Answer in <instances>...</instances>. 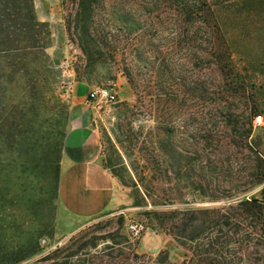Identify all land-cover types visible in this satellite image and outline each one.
Returning <instances> with one entry per match:
<instances>
[{"label":"rangeland","instance_id":"374dc122","mask_svg":"<svg viewBox=\"0 0 264 264\" xmlns=\"http://www.w3.org/2000/svg\"><path fill=\"white\" fill-rule=\"evenodd\" d=\"M34 2L50 34L37 74L16 75L6 90L0 264L78 245L88 261L116 230L152 259L168 250L171 262L192 255L193 264H207L200 261L206 250L220 256L212 264H264V223L257 217L234 213L222 226L197 211L262 198L264 0H94L88 29L77 21L78 0ZM215 13L236 50L229 57L213 53V42L222 43ZM108 85L115 100H94L91 117L102 164L124 203L68 225L58 178L72 105L78 91ZM256 115L263 117L258 127ZM194 216L199 221L191 224ZM172 218L178 239L169 232ZM136 224L138 231L130 227ZM208 232L210 245L202 239ZM190 234L200 237L188 241Z\"/></svg>","mask_w":264,"mask_h":264},{"label":"trees","instance_id":"16d2710c","mask_svg":"<svg viewBox=\"0 0 264 264\" xmlns=\"http://www.w3.org/2000/svg\"><path fill=\"white\" fill-rule=\"evenodd\" d=\"M94 0H78L77 2V15H82L81 27L87 28L88 19L91 16L92 8L94 7ZM215 26L217 33L222 38L221 42H213V53L215 55L224 54L229 57V55L236 52L233 50L232 43L229 42L230 34L225 26L223 19L215 13L214 16ZM48 24L44 21H39L36 17V7L34 0H0V120L4 119V106L10 97L6 99V90L8 85L15 81V76H34L37 74L41 64L39 62V57L43 53L45 48L46 40L49 36ZM223 40V41H222ZM218 67L221 71H224L227 67L225 60L218 61ZM2 125H0V130ZM264 188L262 189L263 193ZM264 207V200L257 198H249L240 200L237 203L229 204L222 208H213L206 210H197L201 213H209L212 215V220L216 223H220L222 226L229 224L235 218L234 213L237 215H252L258 218L260 223H264V217L261 216V208ZM237 220V219H236ZM170 227V234L173 235L175 239H178L181 235L178 234L174 229H177V223L172 218ZM199 218L192 217L189 222L196 223ZM139 225V224H137ZM197 226V225H196ZM190 227V224L186 225V228ZM201 232L198 230L196 235ZM203 232V230H202ZM201 232V233H202ZM213 232H208L202 237V239L207 240V244L210 245V234ZM110 238V244H106L105 248L99 253H91L88 261L86 256L81 257V255H87V253H80L81 246L78 245L75 249L69 252L68 247L57 248L41 258L33 261L26 262L24 264H37L39 262H44L45 264H179L170 261L169 251L162 250L158 255L152 259L145 255L139 254L135 250L134 244L129 242L126 235L121 233V231L116 230L110 233L108 236ZM199 238L200 236L189 235L188 241L194 240V238ZM80 236L76 235L70 238V240L78 239ZM195 238V239H196ZM129 243V244H128ZM213 243V242H212ZM91 248H95L96 244H90ZM66 252V253H65ZM27 253V252H25ZM200 259L209 260L207 264H212L210 259H215L220 257L217 252H210L204 250ZM207 255V256H206ZM209 255H214V258H210ZM27 254L22 257V260L27 258ZM91 258L92 261L90 260ZM193 256L191 255L189 259H185L180 264H193ZM21 260V259H20ZM204 262V261H203ZM206 262V261H205ZM217 264V263H215Z\"/></svg>","mask_w":264,"mask_h":264},{"label":"crops","instance_id":"0c3cea01","mask_svg":"<svg viewBox=\"0 0 264 264\" xmlns=\"http://www.w3.org/2000/svg\"><path fill=\"white\" fill-rule=\"evenodd\" d=\"M89 90L77 92L69 128L64 136L58 178V196L65 222L86 220L118 211L124 199L102 164L101 143L92 123ZM264 157V139H263Z\"/></svg>","mask_w":264,"mask_h":264},{"label":"built area","instance_id":"2783aa9c","mask_svg":"<svg viewBox=\"0 0 264 264\" xmlns=\"http://www.w3.org/2000/svg\"><path fill=\"white\" fill-rule=\"evenodd\" d=\"M116 98V91L114 85H108L104 87H99L97 89H91L87 94V101L93 102L94 100L100 99L106 102H111ZM252 124L254 127L261 126L263 124V117L261 115H256L252 119ZM262 199L264 200V190L262 193ZM132 230L138 231V225H131Z\"/></svg>","mask_w":264,"mask_h":264}]
</instances>
